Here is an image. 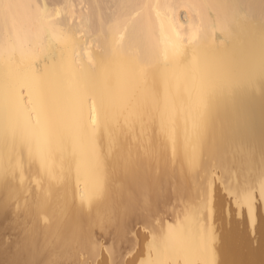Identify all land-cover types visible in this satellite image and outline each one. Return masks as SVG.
<instances>
[{
  "label": "bare ground",
  "instance_id": "1",
  "mask_svg": "<svg viewBox=\"0 0 264 264\" xmlns=\"http://www.w3.org/2000/svg\"><path fill=\"white\" fill-rule=\"evenodd\" d=\"M253 189L264 0H0V264H264Z\"/></svg>",
  "mask_w": 264,
  "mask_h": 264
},
{
  "label": "rangeland",
  "instance_id": "2",
  "mask_svg": "<svg viewBox=\"0 0 264 264\" xmlns=\"http://www.w3.org/2000/svg\"><path fill=\"white\" fill-rule=\"evenodd\" d=\"M215 178L218 175L217 172H215L214 174ZM219 180L218 178L215 179L214 181V189H213V209H214V212H222V217H225L226 215L228 217H225V220H233V219H243V220H246V208L245 206L243 205H239L237 206V203L233 200V197L225 191V189L223 188V186L221 184H219ZM221 185V187H220ZM226 192V193H225ZM253 192V195H254V204H255V208H256V220H255V223L253 226H250L248 228V237L250 239V243H249V247L247 246V248L249 249L248 251H253L255 249H259V245L258 244V236L260 237V233L257 232V227H258V224L259 222L262 220V222H260L259 225H263L264 222H263V219L261 215L264 216V203H262L260 197L258 196L257 194V191L256 189H253L252 190ZM221 198V200H220ZM172 202V201H171ZM169 206L165 207L166 205H164L163 207L161 206V211H158V216H157V219L154 220L152 222L153 225H156V224H163L164 222H170V217L168 214H166L165 212H169L171 213L172 211H176L175 207L177 206H174V202L173 203H170L168 202ZM173 204V205H172ZM168 205V204H167ZM217 206V207H216ZM164 211H162L163 209ZM178 209L180 208L179 206L177 207ZM170 209H173L172 211ZM177 211L176 212H180V211ZM181 209V208H180ZM179 209V210H180ZM160 210V209H159ZM9 214L7 215V217H5V219H3L2 221H0V238H1V242L4 243V244H14L15 243V240L17 242L19 236H17L19 234L18 230H17V227H19L18 229H20L22 227V224L18 221V220H21L20 218H17V222L19 224H15L13 222V217L16 218L17 214L20 215V212L15 208V206L11 207L10 209V212H8ZM169 213V214H170ZM228 213V214H226ZM226 214V215H225ZM261 216V218H260ZM215 220H216V217H215ZM11 222V223H10ZM15 224L16 226L12 227V224ZM263 223V224H262ZM11 224V226H10ZM13 224V225H14ZM28 224V223H27ZM25 223V225H27ZM19 225V226H18ZM10 226V227H9ZM136 227L138 228H142V231L143 232H147L149 229L148 227H146L145 225L142 226V224H138L136 225ZM13 228V229H12ZM20 235V234H19ZM258 240V241H257ZM260 243V241H259ZM258 246V247H257ZM247 248L245 250H247ZM138 248L137 247H134V248H126L121 254H122V258H123V261L126 262V263H130V260H134V262L132 264H136L137 263V260L139 259L136 258V259H133L135 257V255L137 254V251ZM264 256V254H263ZM86 257V256H84ZM83 256H81L80 260L79 258H77L75 264L79 262V264H99L98 262L103 258L101 255L96 259V261L94 262L93 260H90L89 258H84ZM79 260V261H78Z\"/></svg>",
  "mask_w": 264,
  "mask_h": 264
}]
</instances>
